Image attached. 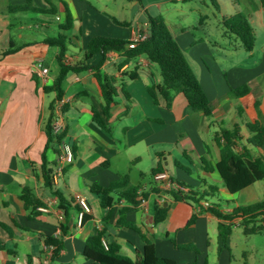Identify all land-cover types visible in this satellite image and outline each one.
<instances>
[{
    "label": "crops",
    "instance_id": "crops-1",
    "mask_svg": "<svg viewBox=\"0 0 264 264\" xmlns=\"http://www.w3.org/2000/svg\"><path fill=\"white\" fill-rule=\"evenodd\" d=\"M210 1L212 9L207 5L208 12L202 15L199 26L181 25L174 31L165 20L210 100L212 117L194 112L182 94L174 96L171 108L164 102L155 105L148 88L162 81L158 67L141 57L119 68L123 58L111 53L102 66V73L115 78L123 104L111 110V118L106 121L111 129L108 133L93 120V109L105 120L101 88L94 72L69 74L66 78L63 100L68 109L59 119L66 133L65 142L71 146L75 157L72 163L64 165L55 187L72 202L67 216L59 208L52 190L45 187L41 171L46 146L44 126L50 115L49 107L55 100V94L45 93L43 88L52 85L59 72L58 49L52 47L55 48L54 57L48 62L50 52L46 40L55 37H44L51 29L45 19L29 23L22 17H10V14H19L12 13L10 8L23 6L27 0H10L8 7L0 9V222L8 224L14 231L13 239L0 232V241L6 245V250L0 251V264H28L29 257L33 264H47L44 240L40 235L59 237L62 224L68 232L63 237L64 247L52 264H92L83 256V251L97 229H105V240L117 243L121 253L132 259L143 255L147 238L155 244L159 257L178 264H264V234L248 236L242 228L235 226L230 236L223 239L219 229L221 221L211 211L198 210L199 205L177 201L173 196L178 191V184L187 191L208 193L209 196L219 194L218 204L207 198L205 201L223 213L264 202V182H256L231 194L220 174L216 170L206 171L202 162L206 158L209 166L215 168L220 161V147L214 139L220 129L239 127L242 142L247 145V139L251 137L247 124L257 117L264 118V7L259 0H222L223 4L220 0ZM51 2L58 9L55 16L59 22L58 35L63 34L69 39L66 62L70 65L84 61L85 49L95 37L134 40L138 33L147 35L149 31L148 20L144 23L136 21L134 25L115 18L127 24L119 25L106 16L107 12L94 10L86 2L79 5L77 0ZM130 2L133 8L142 5V0ZM201 2L205 5V0ZM35 3L33 0L34 6ZM43 3L47 5L44 10L49 9L45 0ZM66 9L73 19L72 28L62 31L60 27L67 20ZM142 10L147 12L146 7L142 6ZM238 13L248 18L256 34V44L254 51L248 53L235 35L229 36L234 45H229L230 51L222 58L231 64L233 76L222 85L217 80V71L214 72L207 62L208 58L213 65L218 62L208 47L222 46L215 38L211 41L208 34L215 32L216 27L219 29L220 22L224 25L226 18ZM210 17H217V26H212ZM34 29L44 36L36 37L31 32ZM198 32L203 36L197 35ZM10 48L19 50L2 57L1 52ZM39 62L49 70L45 77L36 72ZM100 62L101 55H96L88 65ZM136 68H139L140 77L130 81L126 74ZM224 70L221 73L228 74ZM243 85L251 88L247 97L230 96L231 88ZM122 86L129 94V101L121 93ZM256 102H259L257 108ZM248 148L255 155L264 154L263 149ZM47 157L49 161L57 159L52 151ZM157 168L169 175L172 185L150 176ZM124 175H129L131 184L137 186L146 199L143 207L139 202L137 208L124 215V220L132 224L131 228L118 224L120 210L126 203L119 202L111 210L103 209L99 197L91 192L92 186L107 187ZM145 177L150 180L139 181ZM23 187L32 188L44 203L43 207H49V212L29 220L27 217L33 211L26 210L20 199ZM153 188L159 189L160 195H156ZM77 196L84 198L91 208L83 223ZM223 201H226V207L222 205ZM156 204L168 208V217L162 223L155 221ZM196 213L195 221L191 222ZM12 220L29 231L15 228ZM176 244H192L198 253L177 248Z\"/></svg>",
    "mask_w": 264,
    "mask_h": 264
},
{
    "label": "trees",
    "instance_id": "trees-1",
    "mask_svg": "<svg viewBox=\"0 0 264 264\" xmlns=\"http://www.w3.org/2000/svg\"><path fill=\"white\" fill-rule=\"evenodd\" d=\"M45 1L50 6L47 10L34 6L33 0H27L25 5L10 9L12 13L32 12L57 16V7L51 0ZM259 1L261 6L264 7V0ZM66 10L67 20L65 24L60 27L62 31H69L72 28V16L69 10ZM113 20L119 25H127L116 19ZM148 23L149 31L143 40L134 41L106 37L93 38L85 49L84 61L76 65H70L66 62V55L69 47V39L67 36L59 34L55 38L46 40L49 46L58 49L56 59L59 72L52 85L43 88L45 93L55 94V100L49 107L50 115L44 126L46 146L42 154L41 171L45 187L52 190L53 195L58 199L59 208L66 216L72 202L68 201L56 189L53 179L57 167L59 166L61 146L65 142L66 133L65 131L56 133L54 122L57 119L56 104L64 98L65 93L63 87L69 74H79L89 70L94 72L95 78L101 88L103 99L102 113L105 120L102 119L99 112L95 109H93V120L100 129L108 133H111V129L106 125V121L111 118V110L123 104L118 88L115 85V78L102 73V66L106 63L107 57L111 53L118 54L123 58L119 68L129 65L141 57H145L150 63L158 67L162 81L160 84L152 85L148 88L149 95L155 105H160L161 102H164L167 108H171L174 96L176 94H182L188 106L194 112H203L207 117H212L213 115L210 100L192 67L186 60L180 45L174 39L165 18L161 15L155 17L149 16ZM224 26L230 33L236 36L246 52L252 53L254 51L256 34L248 18L244 14L238 13L230 17L224 21ZM18 50L19 49L10 48L7 51H2L1 56H8ZM96 55H101V62L97 65L89 66L88 63ZM126 76L130 81L139 79V68L126 74ZM33 77L38 81L35 75ZM250 92V86L243 85L235 89L231 88L230 96L236 99H242L247 97ZM121 93L125 99L129 101L130 97L124 86L121 88ZM258 105L259 102H256L255 107L257 108ZM67 109L68 105L64 104L60 115H64ZM247 128L251 133V137L247 139V145L242 142L239 127H235L232 130L220 129L215 134V142L220 147L221 151L220 161L215 168L209 166L206 158L202 159L205 170L208 172L216 170L231 194L239 193L256 182H264V154L260 153L255 155L252 150L248 148L249 146L252 149L264 150V118H255L253 123L247 124ZM49 151L57 155L56 160H48L47 153ZM73 155L75 157L74 151ZM158 173H162L160 168L152 170L150 176L154 178ZM178 185L180 186V184ZM182 188L185 189L184 187ZM152 191L156 193V195H160L161 193L157 188H153ZM91 192L99 197L100 205L103 209L111 210L119 202L126 203L127 205L120 210L118 224L127 228H131L132 224L124 220V215L132 211V209L137 208L140 198L145 197L142 194H138L139 188L131 184L129 175L121 176L117 181L111 183L107 187L94 185L91 187ZM209 195L208 193H197L193 190L187 192L179 190L173 193L175 200L189 201L199 206ZM20 199L24 202L26 210L33 211V214L29 213L27 217L29 220L35 219L41 215L42 212L38 209L43 207L44 203L36 196L32 188L23 187ZM203 209L211 211L221 221L219 229L223 239H227L230 236L235 226L242 228L244 234L248 236L264 234V202L246 208H237L231 213H223L213 205L209 208H201L200 210L202 211ZM154 213L156 223H162L168 217V208L156 204ZM196 217L197 213L194 214L191 222H194ZM87 218V214L84 213L82 223ZM12 225L17 229L29 231L15 220H12ZM0 232H5L11 239L14 238V231L8 224L0 222ZM67 232L68 228L62 224L61 236L52 237L40 235L41 239L44 240L45 246L54 248L51 259L47 264H52V262L59 257L64 247L63 237L67 235ZM105 239V229H97L96 233L88 239L83 251V256L92 261V264H178L172 259L159 257L155 244L147 238H145L146 246L143 255L136 259L123 255L121 253V247L115 242L108 243V247H105L103 244ZM176 247L198 253V250L192 244L181 246L176 244ZM4 250H6V245L0 241V251ZM28 264H33L31 257L28 259Z\"/></svg>",
    "mask_w": 264,
    "mask_h": 264
},
{
    "label": "rangeland",
    "instance_id": "rangeland-1",
    "mask_svg": "<svg viewBox=\"0 0 264 264\" xmlns=\"http://www.w3.org/2000/svg\"><path fill=\"white\" fill-rule=\"evenodd\" d=\"M10 0H0V9L6 8L9 6ZM35 6L40 9H44L47 5H45L43 2L44 0H35ZM222 2V0H220ZM80 2H86L88 3L94 10H98L101 12H107L106 16H110L112 19H118V20H126L128 22H132L134 25L137 23L136 21L145 22L148 20L149 16H163L165 19H167L168 25L175 31L179 26L184 25L186 27L189 26H199V23L201 22V17L203 14H207L208 7L212 9V3L210 0H205V5L201 2V0H188L186 2L183 1H177L173 2L171 0H142V5H137L133 8L132 2L129 0H77V4L79 5ZM223 4V2H222ZM142 6L146 7L147 12L142 10ZM224 5L222 6V9L224 10ZM81 11V9H80ZM230 11V6H229ZM231 13V12H230ZM12 19H17L18 17H22L25 21L32 23L31 20L34 22L39 21V18L47 20L50 25L51 29L48 30L44 34L38 30L34 29V31H31L34 33L36 37H57L59 33L58 24L59 22L56 20L55 16L52 15H41L38 13H19V14H10ZM230 18V17H229ZM229 18H226L229 19ZM210 21L212 23V26H217V17H210ZM128 27V26H127ZM125 26V28H127ZM217 29V30H216ZM215 32H210V39L213 41L217 39L220 41L221 48L216 45H210L208 47L210 54L214 57H216V60L218 61L215 65H213V62L208 58L209 64L211 65L214 72L217 71L216 76L217 80L223 85L225 84V81H230V79L233 76V72H231V64H228L227 62H224V58H222L223 54H228L227 52L230 51L229 45H234V40L230 39L229 36L232 35L235 37L232 33L229 32V30L223 25L222 22L219 23V29L216 27ZM197 35L203 36L201 32H198ZM237 41V40H236ZM239 42V41H237ZM262 40L259 43V49L261 48ZM44 44H38V46H43ZM46 48L49 50V60L54 57L55 48L46 46ZM243 54H247L245 51H242ZM238 54V53H237ZM227 61H230L229 58H226ZM55 68V66H54ZM226 70L228 74L221 73V70ZM224 70V71H225ZM264 103V102H263ZM150 180V177H145L144 179H140L139 181L148 182ZM221 190H224L223 187L220 188ZM209 201H211L214 204H218L219 202V194H215L214 196H209L207 198ZM223 206L226 207V201H223Z\"/></svg>",
    "mask_w": 264,
    "mask_h": 264
},
{
    "label": "built area",
    "instance_id": "built-area-1",
    "mask_svg": "<svg viewBox=\"0 0 264 264\" xmlns=\"http://www.w3.org/2000/svg\"><path fill=\"white\" fill-rule=\"evenodd\" d=\"M146 37V34L144 33H138V35L136 36V38L134 39V41H139V40H143L144 38ZM107 61V60H106ZM36 72L41 76V77H45L48 75L49 73V70L47 68H45L43 66V64L41 62H39L36 66ZM65 104V101L64 100H61L60 102H58L56 104V113H57V119L56 121L54 122V128H55V132L56 133H61L63 132V125L59 119L60 117V112H61V109L63 107V105ZM61 156L59 157V166L57 167V170L54 174V183L56 184L58 182V179L60 178V176L62 175L63 173V169H64V165L66 164H70L74 161V155H73V150L71 148V146L69 144H67L66 142L63 143V145L61 146ZM154 180L156 181H165L167 182L168 184L172 185V182L170 180V177L167 173H158L154 176ZM185 191L187 192V190L183 189L182 187L178 186V191ZM139 195H141V192L138 193ZM77 200L82 208V212L80 214V219L82 221V218H83V214L84 213H90L91 212V208L90 206L88 205L87 201L80 197V196H77ZM146 203V199L145 197H141L140 198V206L143 207ZM47 205H50L49 202H47ZM211 206L210 203L208 202H202L200 204V206L198 207V210H200L201 208H209ZM40 212L42 213H48L49 212V207H40L38 209ZM103 244L105 247H108V242L106 240L103 241ZM53 247H49V246H45V250H46V253H47V262L49 263V260L51 259V256H52V252H53Z\"/></svg>",
    "mask_w": 264,
    "mask_h": 264
}]
</instances>
